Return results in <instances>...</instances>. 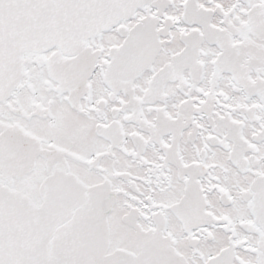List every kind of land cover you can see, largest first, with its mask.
I'll list each match as a JSON object with an SVG mask.
<instances>
[{"label":"snow or ice","instance_id":"1","mask_svg":"<svg viewBox=\"0 0 264 264\" xmlns=\"http://www.w3.org/2000/svg\"><path fill=\"white\" fill-rule=\"evenodd\" d=\"M0 264H264V0H0Z\"/></svg>","mask_w":264,"mask_h":264}]
</instances>
